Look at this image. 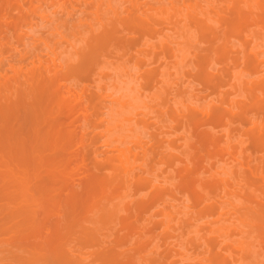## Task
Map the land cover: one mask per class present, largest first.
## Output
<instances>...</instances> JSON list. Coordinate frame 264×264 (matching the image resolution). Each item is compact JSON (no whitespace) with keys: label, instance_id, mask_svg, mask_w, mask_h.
<instances>
[{"label":"bare ground","instance_id":"1","mask_svg":"<svg viewBox=\"0 0 264 264\" xmlns=\"http://www.w3.org/2000/svg\"><path fill=\"white\" fill-rule=\"evenodd\" d=\"M3 234L23 264H264V0H0Z\"/></svg>","mask_w":264,"mask_h":264},{"label":"rangeland","instance_id":"2","mask_svg":"<svg viewBox=\"0 0 264 264\" xmlns=\"http://www.w3.org/2000/svg\"><path fill=\"white\" fill-rule=\"evenodd\" d=\"M8 235H0V238H5ZM30 239V238H29ZM5 247L0 246V263L9 262L10 264H23L28 259L29 254L25 250L18 251L15 247L8 251H4Z\"/></svg>","mask_w":264,"mask_h":264}]
</instances>
